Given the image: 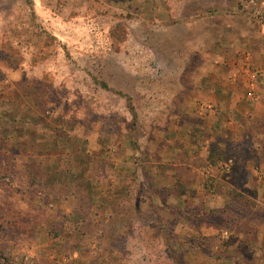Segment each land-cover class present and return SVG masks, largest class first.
Listing matches in <instances>:
<instances>
[{
	"label": "rangeland",
	"instance_id": "rangeland-1",
	"mask_svg": "<svg viewBox=\"0 0 264 264\" xmlns=\"http://www.w3.org/2000/svg\"><path fill=\"white\" fill-rule=\"evenodd\" d=\"M216 1L0 0V264H264V33Z\"/></svg>",
	"mask_w": 264,
	"mask_h": 264
},
{
	"label": "crops",
	"instance_id": "crops-1",
	"mask_svg": "<svg viewBox=\"0 0 264 264\" xmlns=\"http://www.w3.org/2000/svg\"><path fill=\"white\" fill-rule=\"evenodd\" d=\"M220 1H222V0H220ZM220 1H216L215 2L217 4L215 7L218 10H220V7L223 6V5L221 6L222 3ZM243 1L244 0H241L239 4L241 5V3ZM255 1L257 3L258 10L264 15V0H255ZM170 23H171V25H170L171 27H181L187 33L190 32V31H193L196 27H200L199 24L195 23V21L191 22L190 20L186 21V22H178V21L172 22L171 21ZM257 23L260 24V27H261V29L263 30V33H264V24L260 23V22H257ZM230 32H233V31H230ZM202 36H203L204 39L206 38V40H204V43L208 45V42L210 41V36H209L208 30H206V32L204 31L202 33ZM206 41H207V43H206ZM260 42L261 43H259V44H261V46H260V52L258 53V55L261 56V59L263 61V68H257V67H254L253 65H251V62L248 61L249 56H250V51H247L246 54L243 53L245 55L246 61H245V63H243V67L241 68V71H242V74H244L243 78L245 77V81H246L245 82V84H246V95H247V98H249V99H252L253 97H255L257 95L258 88H260V89L264 88V37L261 39ZM209 44H210V42H209ZM212 47L214 48L215 46L213 45ZM249 50H251V49H249ZM209 72H211V71L208 70L207 73H209ZM208 76L211 77L210 74H208ZM235 76L236 75L234 74L233 75L234 81H235ZM205 86L207 87V89L209 91L213 92V94L217 90L216 86H211V84L208 85V83H207V85H205ZM205 86H204V88H205ZM199 87H197V89ZM197 102H199V101L198 100H193L192 104L196 105ZM262 106H264V102H263ZM196 112L198 114H201L200 111H198V110ZM150 143H151V140L147 141L146 142V147L144 148L145 155H146L145 159L147 161H150L152 158H154L156 161H160L162 159L161 155H153L152 153L149 152ZM209 146L208 145H207V147L203 146V148H199L198 149L199 150L198 151L199 154H197V160L195 162H199V163L202 162V164H204L203 169H208L209 167L211 168V165H210V162H209V160H210ZM147 147H149V148H147ZM161 147H163V145L159 146V149H161ZM261 149H262V151L264 153V147L261 148ZM159 153H160V151H159ZM231 164H232L231 165V167H232L233 166V160H232ZM259 168H261V167H259V165L255 164V166H253L252 169L254 171H257ZM97 217H98V215H97ZM72 258H73L72 262H77L79 260L78 253L74 251ZM63 261L66 262L67 259H63Z\"/></svg>",
	"mask_w": 264,
	"mask_h": 264
},
{
	"label": "built area",
	"instance_id": "built-area-1",
	"mask_svg": "<svg viewBox=\"0 0 264 264\" xmlns=\"http://www.w3.org/2000/svg\"><path fill=\"white\" fill-rule=\"evenodd\" d=\"M241 10L243 12H246L248 14H250L251 16H253L257 21H259L260 23H263L264 24V15L258 10L257 8V3L255 0H244L241 5ZM211 107V105H206V104H203V105H200V108L199 110L200 111H204L206 110L207 108L209 109ZM232 161L229 160V161H226L224 164L225 166V171H227L228 169H230L231 167V164Z\"/></svg>",
	"mask_w": 264,
	"mask_h": 264
},
{
	"label": "trees",
	"instance_id": "trees-1",
	"mask_svg": "<svg viewBox=\"0 0 264 264\" xmlns=\"http://www.w3.org/2000/svg\"><path fill=\"white\" fill-rule=\"evenodd\" d=\"M8 121V119H7ZM9 123V122H8ZM10 125V124H9ZM60 170V169H59ZM46 171H49V170H46ZM64 176V174H63ZM54 179V178H53ZM34 179L31 180V184L33 183ZM58 183H61L63 182V177H61L59 180H57ZM73 183H76L75 181H73ZM37 184V183H36ZM40 184V187L43 189L44 191V199L43 201L44 202H50V198L51 199H55L56 196H59L57 190L54 191L53 188H48V186L45 184V183H39ZM45 184V185H44ZM42 192V191H41ZM70 196H74L73 194H70Z\"/></svg>",
	"mask_w": 264,
	"mask_h": 264
}]
</instances>
